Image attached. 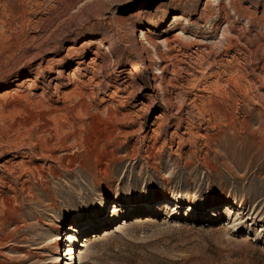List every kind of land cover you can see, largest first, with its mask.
Returning <instances> with one entry per match:
<instances>
[{
    "label": "rangeland",
    "instance_id": "374dc122",
    "mask_svg": "<svg viewBox=\"0 0 264 264\" xmlns=\"http://www.w3.org/2000/svg\"><path fill=\"white\" fill-rule=\"evenodd\" d=\"M70 223L71 264H264V0H0V264Z\"/></svg>",
    "mask_w": 264,
    "mask_h": 264
},
{
    "label": "bare ground",
    "instance_id": "6f19581e",
    "mask_svg": "<svg viewBox=\"0 0 264 264\" xmlns=\"http://www.w3.org/2000/svg\"><path fill=\"white\" fill-rule=\"evenodd\" d=\"M29 78H26V79H23L22 81H20L19 85H25L27 84ZM9 90H6L4 91L3 93H8ZM167 196V195H166ZM158 196L155 197V199H157ZM137 199H139L140 201V198L137 197ZM16 209V208H15ZM94 217L97 216V218H100L101 215H98V212H94ZM83 219H78L75 223L78 224L80 222H82ZM50 225V223H49ZM72 223L68 224V232H65L63 235L66 236L64 238V241L66 244H64L63 246V251H64V263L63 264H71V262H69V260H72L74 257H75V254H76V249H74V246H78L79 244H83L82 242V238L80 239L81 241H79V237L78 236H72V234L69 232V230H73L74 227H76L77 225H74V226H71ZM51 226V225H50ZM22 227H26L28 230L30 229V226L26 225V224H22ZM19 227H14V231L11 232L10 236H13L14 233L16 232V230L18 229ZM34 232H36V229H37V225L35 228H33ZM56 230L58 231L59 228H55V227H52V231L53 232H56ZM61 239V238H60ZM30 242V244H32L31 248H45L46 246H54V248L59 252L61 251L60 250V247H61V243L59 242V236H58V233H52V234H42L40 236H36L35 238L32 237L30 238L29 240H27ZM72 243V244H71ZM76 244V245H75ZM54 264H56V261H54ZM72 264H77V263H72Z\"/></svg>",
    "mask_w": 264,
    "mask_h": 264
}]
</instances>
